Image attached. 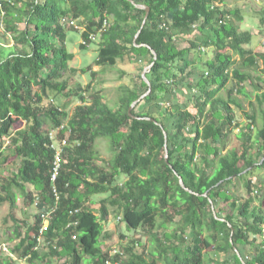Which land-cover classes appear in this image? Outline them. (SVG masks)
<instances>
[{"label": "trees", "instance_id": "16d2710c", "mask_svg": "<svg viewBox=\"0 0 264 264\" xmlns=\"http://www.w3.org/2000/svg\"><path fill=\"white\" fill-rule=\"evenodd\" d=\"M133 1L149 8L135 41L145 10L128 0L2 2V23L13 46L4 50L0 44V169L12 157L19 164L0 172V206L7 203L13 210L24 194L25 210L35 208L32 221L21 220L25 233L11 253L30 261L63 259L61 264H105L107 259L156 264L155 257L163 264H264V193L253 195L263 190L264 182L255 183L251 176L264 169V91L255 85L256 106L246 114L250 122L237 135L239 145L230 149L233 101L220 96L231 79L243 91L241 84L252 78L249 71L260 61L264 66V51L245 47L253 34L239 29L240 11L226 10L227 0ZM220 19L225 22L219 24ZM68 20L85 23L81 37L88 43L89 33H98L106 23L98 35L95 65L139 63L134 83L120 86L116 108L99 91L86 95L89 84L70 89L67 81H60L74 56L65 44L66 29L74 30ZM260 22L264 25V17ZM86 46L79 44L81 49ZM150 48L156 59L146 73L148 86L141 72L153 61ZM88 70L95 75L90 67L82 69ZM148 87L132 117L128 107ZM58 95L65 99L55 105ZM75 98L79 103L69 112ZM63 123L60 135L69 134L68 144L51 181L54 149L49 132ZM99 138L108 141L112 152L107 167L98 164ZM251 142L257 149L250 152ZM176 174L197 194L182 188ZM240 182L244 199L232 189ZM102 193L108 195L100 199L97 215L90 208L91 197ZM254 199L261 205H254ZM109 207L120 209L127 229L149 234L150 261L130 245L121 247L126 258L102 249ZM47 214V228L40 232ZM20 225L15 226L17 236ZM39 235L46 252L38 250ZM211 251L224 258L206 256ZM0 264L16 261L0 256Z\"/></svg>", "mask_w": 264, "mask_h": 264}, {"label": "rangeland", "instance_id": "374dc122", "mask_svg": "<svg viewBox=\"0 0 264 264\" xmlns=\"http://www.w3.org/2000/svg\"><path fill=\"white\" fill-rule=\"evenodd\" d=\"M62 7L67 8L68 3L63 2ZM224 7L226 10L233 8L239 9L242 20L239 22L237 21L236 24L239 26L240 30H249L253 34L251 42L245 47L250 48L253 51H264V25L260 22L261 18L264 17V0H227ZM94 39L90 41L89 45L81 49L79 47V44L81 43V33L75 28L74 30L66 29L65 44L68 51L72 52L74 56L69 62V67L63 73L60 81H67L70 89H75L76 87L84 88L87 84H89L90 90L86 91V95H89L92 91H99L106 104L112 108H116L118 106L120 86H131L134 83L136 74L139 73V63H127L125 61L118 60L113 66L95 65L100 38L97 37ZM0 44L4 50L7 49V47L10 48L13 46V39L11 35L4 30L3 23L0 24ZM4 50L2 51V54L5 55L6 51ZM203 52L204 54L206 53L205 50H203ZM89 67L95 72L94 76H91L90 70L85 72L82 71V69H88ZM263 67V63L260 61L258 68L249 71L252 78L241 84L244 87L242 92L237 91L235 87L236 82L233 79H231L227 83L226 88L220 92V96L223 99L231 97L233 101L231 106L235 113V128L233 129L232 134L228 137L227 149H230L235 145H239L240 141L237 135H239L240 130L245 126V124L250 122V119L247 118L246 114L249 115L256 106L254 101L256 93L255 85L256 87L258 86L259 91H264ZM232 88L234 89L231 91ZM64 99L65 98H63V96L58 95L54 98V104L59 105L63 103ZM78 103V99H71V103L67 107L69 112H71L72 108ZM256 127L257 124H255L253 131ZM251 143L253 147L250 152L257 149V144L254 142ZM5 146L6 144L3 145L2 149L7 152ZM95 146L98 151V164L103 167H107L108 161L112 156L108 141L104 138H99L96 140ZM18 164L19 159L12 157L10 161L4 165L2 169H0V172L5 173L6 169L13 168ZM251 176L254 178L255 183H258L262 178L264 182V169L257 170ZM123 179L124 177L121 176L120 181ZM28 189H30V187H28ZM232 189L241 199L246 197V192L242 186V182L238 183L237 188ZM260 191L264 193V188L263 190H258V192L255 191L253 195L255 196L256 194L262 193ZM107 195V193H102L91 197L92 202L90 204V208L93 209L97 215L100 199L106 198ZM25 200L26 196L24 194H19L17 206L13 210L9 209L7 203L0 206V247L1 249L5 247V249H3L4 251L0 253V256H10L16 261V264H61L63 259H48L41 257L40 259L30 261L28 259H18L17 256L11 253V247H14V245L19 242L25 233V226H22L21 220L26 219L28 222L32 221V213L35 211L33 206L28 207V209L25 210L23 207ZM253 204L261 205L260 201L256 199L253 200ZM261 207L264 209V204L261 205ZM121 215L122 214L119 208L109 207V216L107 217V221L103 224V235L101 237L102 249H118L121 251L122 246L130 245L132 246L133 252L143 255L145 259L150 261L152 259V241L149 234L141 228L136 230L127 229L125 224L117 218L119 216L121 217ZM13 217H15L17 221H14ZM16 225H20L18 229L20 236L16 235ZM44 242L41 241L38 245L40 253L47 251V247ZM123 255L124 258L128 256L126 253ZM206 256H212L219 260L224 258V254L217 251L208 252L206 253ZM154 259L157 260L156 264H163L159 258L155 257Z\"/></svg>", "mask_w": 264, "mask_h": 264}, {"label": "built area", "instance_id": "2783aa9c", "mask_svg": "<svg viewBox=\"0 0 264 264\" xmlns=\"http://www.w3.org/2000/svg\"><path fill=\"white\" fill-rule=\"evenodd\" d=\"M2 2H3V0H0V24H2L3 17L5 15V11L3 9ZM224 22H225L224 19H220L218 23L219 24H223ZM67 24L69 26H72L75 29H77V31H79L80 33H82L83 31L86 30L85 23L78 24L77 20H68ZM105 25H106V23H104L102 28H100L98 30V33H89L88 39L97 38L98 35H100V32L104 29ZM81 43L85 44V45H89V43L82 37H81ZM65 125H66V123H63V124H61L58 127L52 128L50 130V132H49V137L51 139L50 146H51L52 149H54V156H53V160H52V163H51V167H52V172H51V175H50L51 181H55L56 180V177H57V175H58V173L60 171V168L62 166L63 150H64V147L67 146V144H68V135L69 134L65 133L64 136L60 135V131L62 129H64ZM53 191H54V193L56 195V198H58L57 193H56V189L54 188V186H53ZM48 217H49V214L46 215V218L44 220L42 228L40 229V232L46 230L47 225H48ZM117 218L119 220L121 217L119 216ZM76 223H77L76 221L72 222V224H76ZM68 225H70V224H68ZM72 238L75 239L76 235L75 234L72 235ZM41 241L44 242V239H43V237L41 235H39L37 237V247L41 243ZM3 249H5V247ZM3 249H1V247H0V253H2L4 251ZM117 253L121 254L124 257L123 253L120 252V250H118V249H111L110 252H109L110 255H114V254H117ZM105 264H119V262L118 261H111V260L107 259L105 261Z\"/></svg>", "mask_w": 264, "mask_h": 264}, {"label": "water", "instance_id": "95a60500", "mask_svg": "<svg viewBox=\"0 0 264 264\" xmlns=\"http://www.w3.org/2000/svg\"><path fill=\"white\" fill-rule=\"evenodd\" d=\"M128 1L131 2L135 7H137V8H141V9H144V10H145V14H144L143 20H142V22H141V24H140V27H139L138 31L136 32V34L134 35V38H133V41H135L136 37L139 35L141 29L143 28V26H144V24H145V21H146L147 15H148L149 8L146 7V6H144V5H142V4H137V3H135L133 0H128ZM134 45H136V46H147L146 44H136V43H134ZM150 52L152 53L153 61H152L149 65H147V66L142 70V72H141V76H142L143 80L145 81V83H146L148 86L150 85V83H149V80H148L147 77H146V73L151 69V67H152V65H153V63H154V60L156 59V53H155V51L152 50V49L150 48ZM149 92H150V87H148V89H147V91H146L145 93H143L139 98H137L136 100H134V101L130 104V106L128 107V114H129V115H131L132 117H135V116H133V115L131 114V110H132V108H133V107H134V106H135V105H136V104H137V103H138V102H139L144 96H146ZM145 119H151V118L146 117ZM151 120H153V119H151ZM153 121L156 122L155 120H153ZM164 135H165V132H164ZM165 144H166V143H165ZM167 156H168V154H167V148L165 147V153H164L165 161H167ZM176 175H177V174H176ZM177 177H178L179 184L181 185L182 188H184L185 190H187V191L190 192V193L197 194V193L193 192L192 190L188 189L187 187H185V185H184V183H183V181H182V179H181V177H180L179 175H177ZM204 195H205V194H204ZM213 214L215 215V212H214V211H213ZM220 219L223 220L222 218H220Z\"/></svg>", "mask_w": 264, "mask_h": 264}]
</instances>
